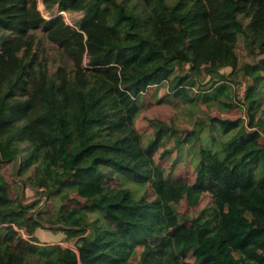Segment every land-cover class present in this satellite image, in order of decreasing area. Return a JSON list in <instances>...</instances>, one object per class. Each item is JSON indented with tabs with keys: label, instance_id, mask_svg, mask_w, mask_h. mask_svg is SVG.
I'll return each instance as SVG.
<instances>
[{
	"label": "trees",
	"instance_id": "16d2710c",
	"mask_svg": "<svg viewBox=\"0 0 264 264\" xmlns=\"http://www.w3.org/2000/svg\"><path fill=\"white\" fill-rule=\"evenodd\" d=\"M41 1L0 0V264H264V0Z\"/></svg>",
	"mask_w": 264,
	"mask_h": 264
},
{
	"label": "rangeland",
	"instance_id": "374dc122",
	"mask_svg": "<svg viewBox=\"0 0 264 264\" xmlns=\"http://www.w3.org/2000/svg\"><path fill=\"white\" fill-rule=\"evenodd\" d=\"M39 8L43 12L44 16L46 18H50L52 16V13L50 11L45 9V6L43 2L40 0L39 2ZM58 13V12H56ZM60 13V12H59ZM60 14H63L66 17V20L68 23L75 24L77 23V20L81 17V12H62ZM246 42L244 41L243 37H240L238 44H237V50L239 52V55L241 58L246 57L247 49H246ZM230 68L225 69L224 71L228 72ZM241 88L239 86H235V92L233 91V96L236 95V99L239 101V103H242L244 100V91H245V83H239ZM196 103L193 106L194 108H186L185 105H181L179 107H174V104L178 102L173 96L171 97L173 101L171 103H168L169 106H162L157 105L154 106L149 112L148 115H154L156 112L160 111L164 114H169L171 116H175L176 118V124L178 127L181 126V128L188 129L192 126L194 121L197 119L203 117L205 118L209 112H212V102L209 101V99L206 100V103H202L201 101L203 94L210 93V90H196ZM164 93L161 91L156 92L155 96L153 97L154 101H156L158 98L163 95ZM198 104V105H196ZM263 106H264V100H263ZM214 113V112H213ZM81 116V108L80 107H73L69 110V118H70V126L72 129L73 134L76 136L78 135V118ZM244 118V116H243ZM137 125L139 128H142V124L140 120H138ZM180 125V126H179ZM264 137V133H262ZM3 170L8 172L9 168L8 166H4ZM181 173L183 177H186L183 170H177V174ZM35 191L32 188L26 189V195L33 200ZM172 203L176 207V210L180 214V217L183 221L187 219H191L195 217L201 210V208L204 205H207L209 203V195L207 197H201L199 199V195L192 192L189 189H186L184 191H181L176 197L172 199ZM37 236L38 240L40 241V244H56L60 243L63 246H71L70 242L66 240V235L63 232L54 233L48 226L46 228H40L37 230ZM160 238L161 242L166 243L169 241V238L166 235L160 234L158 239ZM38 243V241H37ZM72 247V246H71Z\"/></svg>",
	"mask_w": 264,
	"mask_h": 264
},
{
	"label": "built area",
	"instance_id": "2783aa9c",
	"mask_svg": "<svg viewBox=\"0 0 264 264\" xmlns=\"http://www.w3.org/2000/svg\"><path fill=\"white\" fill-rule=\"evenodd\" d=\"M58 13L60 12V13H62L63 11H57ZM235 86H239V88H241V86H240V84H237V85H234V89H235Z\"/></svg>",
	"mask_w": 264,
	"mask_h": 264
},
{
	"label": "clouds",
	"instance_id": "9594fccd",
	"mask_svg": "<svg viewBox=\"0 0 264 264\" xmlns=\"http://www.w3.org/2000/svg\"><path fill=\"white\" fill-rule=\"evenodd\" d=\"M59 11V10H56V12ZM64 12V11H63Z\"/></svg>",
	"mask_w": 264,
	"mask_h": 264
}]
</instances>
